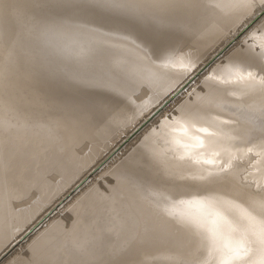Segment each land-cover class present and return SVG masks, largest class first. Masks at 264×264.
I'll return each mask as SVG.
<instances>
[{
    "label": "snow or ice",
    "instance_id": "1",
    "mask_svg": "<svg viewBox=\"0 0 264 264\" xmlns=\"http://www.w3.org/2000/svg\"><path fill=\"white\" fill-rule=\"evenodd\" d=\"M0 7V91L12 87L13 66L27 62L37 82L80 93L85 118L107 126L154 121L141 147L121 161V182L134 183L158 209L133 239L174 242L165 264H264V24L249 32L264 17V0H22L14 12ZM209 14L237 20L233 43L245 39L186 102L179 103L181 84L146 110L137 103L142 96L107 77L139 81L145 96L170 72L198 79L211 65L197 70L194 37L220 28L206 25ZM129 47L142 55L118 59ZM173 101L179 106L169 108ZM177 130L193 134L182 143L172 137ZM105 180L112 182L99 177L101 187ZM241 185L243 194H235ZM37 252L32 245L10 264H44ZM120 255L110 264H122Z\"/></svg>",
    "mask_w": 264,
    "mask_h": 264
},
{
    "label": "bare ground",
    "instance_id": "2",
    "mask_svg": "<svg viewBox=\"0 0 264 264\" xmlns=\"http://www.w3.org/2000/svg\"><path fill=\"white\" fill-rule=\"evenodd\" d=\"M19 2L22 0H0V6L10 4L14 12ZM2 13L3 8L0 7V15ZM205 23L209 27L219 24L220 28L218 31H206L203 37H194L199 39L198 52L194 58L196 62L212 51L213 55L222 50L229 39L220 44L221 40L236 27L238 21L209 14ZM262 24L264 21L260 22L259 27ZM239 45L226 50L217 62L208 67L181 96L184 99L179 103L186 102L193 89L199 93L198 83H202L207 73L218 67L221 61H226L230 52ZM140 55L129 47L117 58ZM200 67L201 64H198L197 70ZM11 76L12 87L7 92L0 91V257L33 231L34 235L30 240L28 238L25 250L35 245L38 249L36 259L44 264H110L114 252L122 253L119 257L122 264H141L144 261L165 264L168 249L175 247L174 242L155 243L133 239L146 221L156 218L158 209L142 198L134 183L121 182L120 178L121 161L141 147L145 137L153 131L154 123L141 136L139 134L135 146L131 142L132 148L130 146L129 151L127 147L126 151L122 149L124 152L121 151L104 169L112 182L105 180L101 187L98 181H91L85 191L79 189L44 221L52 207L83 182L113 145L119 144L116 142L131 122L107 126L91 117H83L77 107L80 93L67 86L37 82L27 62L13 66ZM107 77L127 88L130 94L135 92L142 96V100L137 103L143 104L147 110L152 106L157 109L158 99L169 95L170 89L179 91V86L190 78V74L177 71L161 76L155 83L148 85L152 92L147 96L143 95L139 81L121 79L112 73H107ZM5 105L8 106L7 112ZM163 120L161 117L160 121ZM192 134L189 132L186 136L177 130L172 133V137L187 143ZM238 155L242 160L248 159L243 152ZM253 178L249 176L250 180ZM104 188L112 195L109 196ZM243 192L242 185L236 187L235 194ZM64 208L67 211L62 216L60 211H65ZM192 211L204 215L221 212L223 215L221 209ZM212 218L216 219L215 216ZM218 223L222 225L221 220ZM26 226L31 227L24 230ZM9 236H15V239L6 243ZM177 237L186 244L190 243V237L183 232H177ZM18 254L9 258L7 264Z\"/></svg>",
    "mask_w": 264,
    "mask_h": 264
},
{
    "label": "rangeland",
    "instance_id": "3",
    "mask_svg": "<svg viewBox=\"0 0 264 264\" xmlns=\"http://www.w3.org/2000/svg\"><path fill=\"white\" fill-rule=\"evenodd\" d=\"M262 21H264V17H261L260 19H258L257 21H256V23L254 24V25H252V28L251 29H249L250 31L249 32H251V31H253L254 29H256V27L258 26L259 27V25H260V22L262 23ZM235 34V35H234ZM246 34H248V33H245V35ZM232 35H234V36H236L237 35V28L235 27L234 29H232L230 32H228V33H226V35H225V37L221 40V42H220V44H222V42H224V41H226V40H228V43H226L225 44V46L222 48V50L220 49L218 52H216V53H214L213 55H212V53H213V51L209 54V55H207L206 57H204V58H202L201 60H199V61H197V65L198 64H201V67L200 68H204L206 65H213L215 62H217V60L218 59H220V56L226 51V50H228L229 48H231L232 46H236V44H238V43H240L241 42V38H242V41H243V38L245 37L244 35H240L239 36V40L238 39H236L235 40V43H233V39L235 38L234 36V38L233 37H231ZM245 39V38H244ZM238 41H240V42H238ZM238 42V43H237ZM208 56L210 57V58H208ZM208 58V59H207ZM211 60V61H210ZM210 61V62H209ZM199 68V69H200ZM199 71V70H198ZM200 76V75H199ZM196 79H187V81L183 84L184 85V88H183V91L181 92V96L186 92V91H188L190 88H191V84L195 81ZM200 83V82H199ZM198 83V84H199ZM180 90V89H179ZM178 99H180L179 100V102L181 101V100H183L184 99V97L183 98H178ZM174 103H172V104H170V105H172L171 107H173V106H176L177 105V102H175V101H173ZM169 105V106H170ZM154 108V106H152V107H150L149 109H153ZM157 108V107H156ZM158 109V108H157ZM148 110V109H147ZM161 118L162 117V119L164 118V116L163 115H161V116H158V117H156V119H158V118ZM160 118L158 119V120H160ZM152 123H154V121L152 120V119H148V120H144V121H137L136 123H129V125L127 126V130L125 131V133H123L122 135H121V139H118V141L116 142V143H119L117 146H115V145H113V148L111 149V151L107 154V155H105L104 157H103V159L102 160H100L98 163H97V165H95L94 166V168L89 172V174H87L86 176H85V178L83 179V182L82 183H80L79 185H78V187H76L75 189H73V191H71L70 193H68V195L67 196H65L62 200H59L53 207H52V209H51V212L47 215V217L44 219V221L45 220H47L48 218H50V216L51 215H53L55 212H56V210H58L59 209V207H61L66 201H68L75 193H77V191L79 190V189H81L82 188V190L83 191H85L89 186H90V184H91V181H98V178L99 177H103V175H105L106 174V172L104 171V169L107 167V165L109 164V163H111V161H113L117 156H119L120 155V152L122 151V152H124L123 150H124V148H125V151H126V147L128 148L127 149V151H129V149H131L132 148V144H131V142L133 143V145L135 146L136 145V143H137V141L139 140L138 138H139V134H140V136H141V133H143V132H145V131H147V129L148 128H150L151 127V125H152ZM138 136V137H137ZM136 138V139H135ZM137 140V141H136ZM131 144V145H130ZM128 145V146H127ZM115 146V147H114ZM130 146H131V148H130ZM133 146V147H134ZM123 149V150H122ZM119 154V155H118ZM124 155V154H123ZM106 176H107V174H106ZM98 177V178H97ZM97 179V180H96ZM80 182V181H79ZM78 182V183H79ZM82 190H80V191H82ZM80 191L78 192V193H80ZM67 197V198H66ZM63 210H65V208L63 209ZM62 210V211H63ZM67 210H65V211H63V212H61L60 211V213H62L61 215L62 216H65L66 214H65V212H66ZM66 220H68V218L67 219H65V221ZM37 227V226H36ZM36 227L34 228V229H36ZM32 232V233H31ZM30 233H29V237L27 236V237H25V238H23L20 242H18L15 246H13L9 251H7L6 253H5V255H3V257L1 256L0 257V264H5V260H6V264H7V262H9L8 260H10L13 256H14V254L16 255V254H18L19 252H21L22 250H24V251H26L25 250V247H26V245H27V242L33 237V231H31ZM28 238H29V240H28ZM19 244V245H18ZM24 244V245H23ZM22 250H21V249ZM27 248V247H26ZM21 251H20V250ZM16 251V252H15ZM11 256V257H10ZM10 258V259H9ZM3 261V262H2Z\"/></svg>",
    "mask_w": 264,
    "mask_h": 264
}]
</instances>
